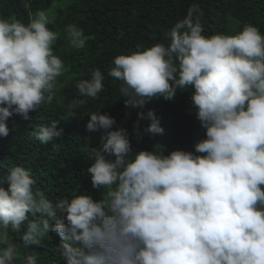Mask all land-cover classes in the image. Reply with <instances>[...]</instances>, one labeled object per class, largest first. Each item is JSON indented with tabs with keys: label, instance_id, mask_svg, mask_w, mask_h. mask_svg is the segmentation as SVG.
I'll list each match as a JSON object with an SVG mask.
<instances>
[{
	"label": "clouds",
	"instance_id": "9594fccd",
	"mask_svg": "<svg viewBox=\"0 0 264 264\" xmlns=\"http://www.w3.org/2000/svg\"><path fill=\"white\" fill-rule=\"evenodd\" d=\"M54 18L46 10L27 24L0 18V136L8 135L10 117L31 120L63 87L67 67L53 49L61 32L48 27ZM202 19L200 5L191 4L165 33L168 44L118 54L107 71L120 81L125 108L140 109L136 124L150 119L142 131L153 136L164 128L144 106L191 89L205 129L195 150H136L126 128H113V116L85 112L86 129L103 130L86 169L99 198L78 187L53 202L29 169L13 166L0 183V264H37L28 249L50 231L60 237L64 264H264V33L246 23L232 34L205 35ZM63 34L69 48L85 47L88 37L76 24L65 25ZM104 80L97 68L76 81L79 97L67 118L76 116L83 98H98ZM58 123L38 125L34 138L55 141L63 134ZM22 228L23 252L9 239L10 229Z\"/></svg>",
	"mask_w": 264,
	"mask_h": 264
},
{
	"label": "trees",
	"instance_id": "16d2710c",
	"mask_svg": "<svg viewBox=\"0 0 264 264\" xmlns=\"http://www.w3.org/2000/svg\"><path fill=\"white\" fill-rule=\"evenodd\" d=\"M193 3L199 4L203 11L205 35L232 34L246 23L264 33V0H0V18L15 17L25 24L37 10L53 12L54 22L48 27L61 32L53 49L67 67L65 77L61 78L63 87L54 90L50 104L30 113L31 120L15 114L7 120L9 133L6 137L0 136V183L13 166L20 165L31 171L35 187L53 202L70 197L78 187V191H87L99 198L86 169L91 163V147L99 148L101 141L97 139L96 143L89 137L85 123L89 115L85 112L100 110L113 116L116 120L113 128H126L136 150H152L160 145L165 154L178 148L194 151L205 129L196 118L191 89L178 90L171 101L160 97L144 106L142 111L147 114L154 110L164 128L162 135L153 136L142 131L151 123L150 119H141L137 125L140 109H126L124 98L119 97L120 81L107 76L116 55L129 54L138 47H150L157 42L168 44L165 33L186 15ZM69 23L82 28L88 37L83 49L67 46L63 29ZM97 68L105 74L104 90L96 99L83 98L86 103L77 110L76 116L67 118L68 105L79 97L76 81L89 78L91 71ZM53 120L59 121L63 134L53 142L41 144L34 138L33 131L38 125ZM137 127L142 132L140 136ZM28 215L30 222L33 216ZM22 233L23 228L19 233L9 230V239L20 245L23 252ZM59 241V235L50 231L48 237L38 245H31L28 251L34 252L37 264H64L57 249Z\"/></svg>",
	"mask_w": 264,
	"mask_h": 264
},
{
	"label": "rangeland",
	"instance_id": "374dc122",
	"mask_svg": "<svg viewBox=\"0 0 264 264\" xmlns=\"http://www.w3.org/2000/svg\"><path fill=\"white\" fill-rule=\"evenodd\" d=\"M89 118L90 117H87L86 119H85V123L87 124V122H88V120H89ZM89 132V137H91V140L93 141V142H96L97 143V139H99L100 141H101V136H102V134H103V130H97V131H88ZM93 137H95V138H93Z\"/></svg>",
	"mask_w": 264,
	"mask_h": 264
}]
</instances>
